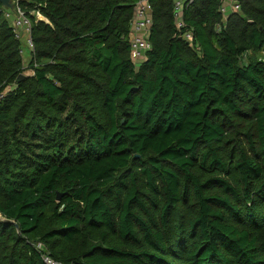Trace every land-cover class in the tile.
<instances>
[{
  "label": "trees",
  "instance_id": "trees-1",
  "mask_svg": "<svg viewBox=\"0 0 264 264\" xmlns=\"http://www.w3.org/2000/svg\"><path fill=\"white\" fill-rule=\"evenodd\" d=\"M136 1L17 0L26 66L0 3V264H264V0H149L138 67Z\"/></svg>",
  "mask_w": 264,
  "mask_h": 264
},
{
  "label": "built area",
  "instance_id": "built-area-1",
  "mask_svg": "<svg viewBox=\"0 0 264 264\" xmlns=\"http://www.w3.org/2000/svg\"><path fill=\"white\" fill-rule=\"evenodd\" d=\"M245 0H220L219 11L223 16L224 21L230 13H236L240 10V3ZM15 9L8 13L11 20V26L16 39H20L21 34H25V42L27 47L32 50L33 42L30 33V23L25 18L24 12L18 7L17 0L14 1ZM193 3V0H173V15L174 23L180 37L187 41L192 40L191 32H184L183 11ZM236 3V4H235ZM40 14L37 12L36 17L40 19ZM41 20V19H40ZM152 25V10L149 0H137L134 8V15L131 21L132 39L130 40V58L138 67V64L143 60L146 50L149 47L148 35ZM36 250L40 253V259L43 264H61L55 260L46 251L40 243L36 244Z\"/></svg>",
  "mask_w": 264,
  "mask_h": 264
},
{
  "label": "water",
  "instance_id": "water-1",
  "mask_svg": "<svg viewBox=\"0 0 264 264\" xmlns=\"http://www.w3.org/2000/svg\"><path fill=\"white\" fill-rule=\"evenodd\" d=\"M0 3L2 5V8L5 11H11V12H13L14 9H15L14 0H0ZM131 39H132V33L129 34V40H131ZM57 198L59 199V195L57 196ZM0 222L14 223L13 221L4 218L1 214H0Z\"/></svg>",
  "mask_w": 264,
  "mask_h": 264
},
{
  "label": "rangeland",
  "instance_id": "rangeland-1",
  "mask_svg": "<svg viewBox=\"0 0 264 264\" xmlns=\"http://www.w3.org/2000/svg\"><path fill=\"white\" fill-rule=\"evenodd\" d=\"M8 12H11V11H8ZM10 22H11V20H10ZM19 40H20V46H21V49H22L23 55H24V58H23L24 64L26 66L27 65V58L26 57L29 54V48L27 47V44L25 42V34L22 33ZM27 72H29V71H27ZM27 72H25L26 75L28 74Z\"/></svg>",
  "mask_w": 264,
  "mask_h": 264
},
{
  "label": "clouds",
  "instance_id": "clouds-1",
  "mask_svg": "<svg viewBox=\"0 0 264 264\" xmlns=\"http://www.w3.org/2000/svg\"><path fill=\"white\" fill-rule=\"evenodd\" d=\"M42 20V19H41Z\"/></svg>",
  "mask_w": 264,
  "mask_h": 264
}]
</instances>
